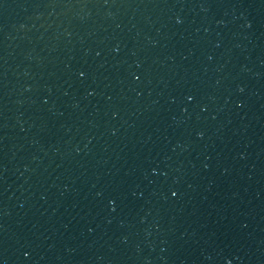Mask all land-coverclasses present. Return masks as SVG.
<instances>
[{"label":"water","instance_id":"95a60500","mask_svg":"<svg viewBox=\"0 0 264 264\" xmlns=\"http://www.w3.org/2000/svg\"><path fill=\"white\" fill-rule=\"evenodd\" d=\"M0 264H264V0H0Z\"/></svg>","mask_w":264,"mask_h":264}]
</instances>
